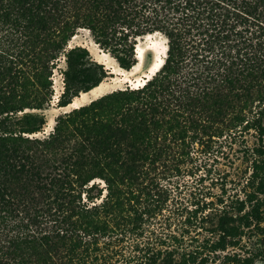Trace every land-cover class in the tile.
I'll use <instances>...</instances> for the list:
<instances>
[{
    "label": "trees",
    "instance_id": "16d2710c",
    "mask_svg": "<svg viewBox=\"0 0 264 264\" xmlns=\"http://www.w3.org/2000/svg\"><path fill=\"white\" fill-rule=\"evenodd\" d=\"M80 27L125 69L137 62V38L160 32L163 65L141 86L58 115L38 136L56 61L77 50L87 55L80 46L65 53ZM97 65L99 79L82 90L107 75ZM263 117L264 0H0V264H100L104 238L125 225L122 185L159 137L178 139L186 127L210 128L212 136L262 132ZM97 177L108 189L100 202ZM248 201L245 214L263 232L262 202ZM259 245L252 255L264 261V235ZM223 257L221 264L239 260ZM207 260L185 254L167 264ZM125 264L155 261L143 256Z\"/></svg>",
    "mask_w": 264,
    "mask_h": 264
},
{
    "label": "rangeland",
    "instance_id": "374dc122",
    "mask_svg": "<svg viewBox=\"0 0 264 264\" xmlns=\"http://www.w3.org/2000/svg\"><path fill=\"white\" fill-rule=\"evenodd\" d=\"M84 28L68 39L65 53L80 46L87 55L77 50L67 60L62 53L52 68L51 91L43 110L47 124L69 111L58 106L60 98L71 97L99 79L97 64H103L107 72L101 81L110 83V92L131 86L124 81L125 75L117 73L121 70L113 60L116 58ZM162 42L158 34L137 38L136 47L145 49L143 61L128 78L142 77L154 56L162 52ZM47 124L36 135H45ZM186 128L178 139L168 138L163 143L159 137L157 146L147 149L148 158L138 163L133 178L125 180L122 186L127 203L120 216L125 220L120 224L125 225L104 238L100 264H125L143 256L155 264H167L185 254L197 260L205 257L207 264H221L224 255L234 254L239 260L231 264H245L241 259L249 256L248 264H264L261 256L252 255L260 247L264 231L255 226V216L245 214L250 210L248 199L259 197L262 204L257 216L264 226V130L249 127L236 135L212 136L210 128H204L205 133ZM95 181L102 194L94 202H100L108 189L102 178Z\"/></svg>",
    "mask_w": 264,
    "mask_h": 264
},
{
    "label": "bare ground",
    "instance_id": "6f19581e",
    "mask_svg": "<svg viewBox=\"0 0 264 264\" xmlns=\"http://www.w3.org/2000/svg\"><path fill=\"white\" fill-rule=\"evenodd\" d=\"M84 30H85V28H84ZM154 34L155 35L158 34L163 39V42H162L163 43L162 44V52L160 51V53H157L154 56L152 62L150 63V65L148 66L146 72L142 75V77H137V79L128 78L131 74H133L136 70H138L140 68L139 65L143 61V54H144V50L145 49L142 48L141 46L137 45V47H136V58H137V62L131 68H129V69H125V68L120 67L118 65L117 61L113 58V60L115 61L116 65L118 67V69L121 70L120 72L117 71V73L118 74L120 73L121 75H125L124 81L125 82H129V85H131V87H137V86L143 85L163 65L164 57L166 55V50H167L166 38L163 37L159 32H156V31L153 32V33H147V34L144 35V37L152 36ZM103 54H105L106 56H108V53H106V52H103ZM109 57H110V59L112 58L110 55H109ZM120 82H122V80ZM110 86L111 85H110L109 82L101 81L98 84H96L95 86L91 87L89 90H82V91H80L78 93V95H76V96H74L72 98V100H71L70 103H68L65 106H61L60 108H63L64 110H72L73 108H78V107H80L82 105H85V104L89 103L90 101H92V100H94V99H96V98H98V97H100V96H102V95L110 92V90H109ZM113 89H114V87H113ZM58 93H60V92H58ZM55 96H57V95H55ZM67 112H69V111H67ZM53 126H54V119L51 118L50 121L47 124L46 131L49 132L51 129H53ZM47 132H46V134H48ZM36 134H38V132Z\"/></svg>",
    "mask_w": 264,
    "mask_h": 264
}]
</instances>
